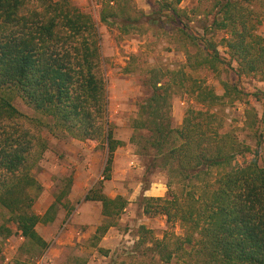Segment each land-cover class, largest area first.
Masks as SVG:
<instances>
[{
  "label": "trees",
  "instance_id": "1",
  "mask_svg": "<svg viewBox=\"0 0 264 264\" xmlns=\"http://www.w3.org/2000/svg\"><path fill=\"white\" fill-rule=\"evenodd\" d=\"M182 1L156 0L147 13L136 8L133 0H97L100 22L122 34L144 23L161 27L168 22L199 47L194 55L185 50L186 65L173 70L152 68L144 81L151 91L138 103L131 142L144 157L146 175H166L167 192L142 195L141 204L145 214L165 217L168 229L157 237L141 225L136 249L141 251L148 242L142 252L152 255L141 264L174 260L264 264V164L259 158L264 119H256L251 107L245 110L244 126L256 137L253 145L226 128L223 113L227 105H250L254 95L264 104V89L250 94L223 80L225 91L219 94L207 81L186 71V67H205L220 73L227 64L222 45L231 65L237 63L239 78L253 75L264 81L263 16L256 8L264 7V0H195L190 9L182 7ZM190 15L210 19L206 32L225 35L215 42L187 32ZM103 64L98 23L70 0H0V207L9 213L6 223L0 224V255L3 241L16 229L24 243L42 256L50 242L37 225L53 222L60 207H67L62 201L70 187L55 197L45 213L34 209L43 190L34 170L48 147L39 125L56 137L96 140L108 151L104 178L86 195V200L102 202V214L108 219L97 227L94 246L127 208L125 196L110 197L103 191L104 181L112 175L115 151L124 144L110 124ZM176 94L189 100L177 128L172 113ZM16 97L50 121L21 112L14 104ZM176 225L182 233L171 229Z\"/></svg>",
  "mask_w": 264,
  "mask_h": 264
},
{
  "label": "rangeland",
  "instance_id": "2",
  "mask_svg": "<svg viewBox=\"0 0 264 264\" xmlns=\"http://www.w3.org/2000/svg\"><path fill=\"white\" fill-rule=\"evenodd\" d=\"M70 1L82 11L91 14L98 23L104 56L103 69L108 82L110 124L115 137L124 142L116 149L114 154L111 179L117 177V185L111 179L105 180L103 191L107 190L115 193L119 189L126 195H136L145 188L150 190L154 188L152 190L154 193L157 187L158 189L165 188L167 192L166 175L161 173L146 175L144 157L138 153L136 145L131 142V137L134 134L132 121L138 115L139 101L150 94V88L144 83L150 70L152 68L178 69L187 63L185 50L194 55L197 54L199 47L193 45L184 33L174 29L172 24L168 22L162 24L161 27L155 26L153 23L152 25L144 23L140 29H136L129 34H122L116 27L100 22V6L97 0ZM155 1L133 0L136 8L147 13L152 11V5ZM194 2L195 0H183L181 6L190 9ZM256 8L262 11L261 29H264V7L256 6ZM190 17L191 21L188 23L187 32L204 35L215 42H219L222 36L225 35L221 31L212 32L208 30L206 32L205 25L210 22V19L205 20L204 17L198 15L195 17L190 15ZM196 40L202 44L199 37ZM219 48L222 56L227 61V64L220 67V73H214L205 67L197 69L186 67L188 74L193 78L207 81L219 94H223L225 91L222 84L223 80L237 83L243 91L250 94L264 89V81L259 76L243 75L239 78L235 73L237 63L233 61L231 65L226 48L222 45ZM192 59L194 60L193 57ZM250 98V105H247L246 102L227 105L223 107V113L226 128H233L240 138L248 144L254 145L256 144L254 132L244 126L245 110L251 107L253 109L251 113L254 117L257 116L256 119H264V104L258 96L254 95ZM14 104L21 112L32 119L41 118L45 122L50 121L49 117L36 112L20 97L14 99ZM188 105L189 100L186 95L176 94L174 96L172 113L173 125L176 128L181 126ZM39 126L41 134L48 142V147L34 170L38 180L43 185V190L36 199L35 204L41 196L47 194L50 197V195H53L55 200L56 196L64 194L69 187L71 189L74 183L73 180L78 173L86 175L85 177L90 179L89 184L96 180L94 184L96 185L101 180V174H103L108 156V151L102 143L90 139L80 141L64 135L56 137L49 132L47 127ZM260 130L263 137L259 146V158L261 163L264 164V125L261 126ZM133 159L135 160L134 165L131 164ZM150 178L153 181H150ZM70 183L71 186H69ZM68 195L62 201V204L66 202L64 204L67 207L61 206L57 214V218L61 214V221L52 234L51 240H54V243L57 242L58 237H63L68 230L71 231V234H74L77 229H90L88 223H80L74 220L76 202L72 205ZM141 196L142 194L138 198L136 197L137 200L134 204L127 206L128 208L116 219L113 230L119 236L112 237L114 245L109 249L104 247V243L109 238L111 239L110 233L107 234V239L103 237L99 240L102 245L98 249L91 245L92 239H90L88 245L83 241L78 244L75 241L72 243L68 241V243L61 245L57 252L51 253L48 248L42 256L38 257L36 255L37 251L30 244L24 243V239L15 229V233L3 241L0 264H35L45 256L43 264H141L142 261L149 260L152 254L149 252L145 256L143 255L142 250L146 248L148 242L141 246V251L136 249V244L140 238L138 235L139 227L141 225L146 226L157 237H162L165 230L168 229L165 217L161 215L151 216L144 213ZM8 216L7 210L0 207V224L6 223ZM107 220L103 217L100 224L105 223ZM44 225L47 224L40 223L39 226L41 228ZM171 229L179 234L182 233L179 225ZM51 243L53 242L51 241ZM33 254L36 256L32 258ZM165 264L184 263L174 260Z\"/></svg>",
  "mask_w": 264,
  "mask_h": 264
},
{
  "label": "crops",
  "instance_id": "3",
  "mask_svg": "<svg viewBox=\"0 0 264 264\" xmlns=\"http://www.w3.org/2000/svg\"><path fill=\"white\" fill-rule=\"evenodd\" d=\"M182 103H184V102H182ZM134 163H135V160L133 159L131 161V164L134 165ZM85 176L86 175H84L82 173L76 174V176L73 180L74 183H73V185L70 189V193L68 195V199L72 205L76 202V206H75L76 207L75 208L76 214H75L74 220H76L77 222H80V223H88L90 225V229L89 230L77 229L74 234L73 233L71 234V231L68 230V231H66V233L63 237H58L57 242L54 243V240H51L53 237L52 234H53L54 230L60 224L61 214L58 216V218L56 217V219L52 223H48L47 225H44V227L40 228V226H39L40 224H38L37 225L38 232L48 242H50L48 250L51 253L57 252L58 248H60V246L63 245L64 243H68V241L71 243L73 241H75L76 244L83 241L86 243V245H88L90 239H93L92 235L95 234L98 225L100 224V222L102 221V218L104 217V215L102 214V202L101 201L86 200V195L88 194L89 190L94 186L96 180H94L91 184H89L90 179L85 177ZM103 178L104 177L101 174V179H103ZM111 181L113 183H116V185H117V177L111 179ZM155 184H157V183H155ZM152 190H154V188H152L151 190L150 189H143L142 191L138 192V194H136V195L135 194L134 195L133 194L132 195H126V193L120 191L119 189H117L115 191V193L108 192L107 190L104 192L107 195H109L110 197H116L117 195H123L129 201L128 206H132L141 194L145 195V196H151V195L152 196H154V195L163 196V195H165V192H166L165 188L158 189L156 187L155 192H157V193H155V192L153 193ZM45 193H47V192H45ZM46 195L41 196L38 199V201L36 202V204L34 205V209H36L35 211L39 214L45 213L46 210L49 208V206L54 202V196L53 195H50V197H48L49 195H47V196ZM93 214H94V216H93ZM104 219H105V217H104ZM102 224H100V225H102ZM113 229H114V227L111 226L108 229V231L101 237V238L104 237V239H107V237H108L107 234L110 233L111 239L109 238V240L106 243H104V247H108V249H109V247L114 245V242H112L113 241L112 237H118L119 236L118 233L115 232ZM51 241L53 243H51ZM91 241H93V240H91ZM91 245L98 249L99 247H101L102 244L99 243V241H98V246H94L93 244H91ZM100 249H102V248H100ZM45 257H43V260L45 259Z\"/></svg>",
  "mask_w": 264,
  "mask_h": 264
},
{
  "label": "built area",
  "instance_id": "4",
  "mask_svg": "<svg viewBox=\"0 0 264 264\" xmlns=\"http://www.w3.org/2000/svg\"><path fill=\"white\" fill-rule=\"evenodd\" d=\"M43 259L42 260H40V261H38L37 263H35V264H43Z\"/></svg>",
  "mask_w": 264,
  "mask_h": 264
}]
</instances>
